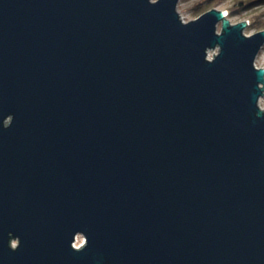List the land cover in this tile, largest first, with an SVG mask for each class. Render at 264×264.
Wrapping results in <instances>:
<instances>
[{"label": "water", "instance_id": "obj_1", "mask_svg": "<svg viewBox=\"0 0 264 264\" xmlns=\"http://www.w3.org/2000/svg\"><path fill=\"white\" fill-rule=\"evenodd\" d=\"M177 2L0 0V264H264V29Z\"/></svg>", "mask_w": 264, "mask_h": 264}, {"label": "rangeland", "instance_id": "obj_2", "mask_svg": "<svg viewBox=\"0 0 264 264\" xmlns=\"http://www.w3.org/2000/svg\"><path fill=\"white\" fill-rule=\"evenodd\" d=\"M223 9L226 17L231 23L246 20L247 25L243 32L252 34L264 29V0H178L176 9L183 21H188L200 15L210 8ZM220 29V22L217 30ZM218 47L207 51V58L211 59L217 52ZM255 66L264 67V44L260 48L254 60ZM259 105L264 108V95L258 100ZM84 237L78 234L75 243L80 245Z\"/></svg>", "mask_w": 264, "mask_h": 264}]
</instances>
